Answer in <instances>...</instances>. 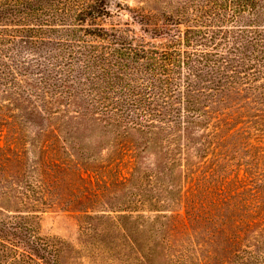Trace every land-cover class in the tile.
<instances>
[{
    "label": "trees",
    "instance_id": "16d2710c",
    "mask_svg": "<svg viewBox=\"0 0 264 264\" xmlns=\"http://www.w3.org/2000/svg\"><path fill=\"white\" fill-rule=\"evenodd\" d=\"M130 1L0 0V264H61L55 204L264 264V0Z\"/></svg>",
    "mask_w": 264,
    "mask_h": 264
},
{
    "label": "rangeland",
    "instance_id": "374dc122",
    "mask_svg": "<svg viewBox=\"0 0 264 264\" xmlns=\"http://www.w3.org/2000/svg\"><path fill=\"white\" fill-rule=\"evenodd\" d=\"M125 3L137 5L130 0H123ZM112 11L115 16L104 21L108 25H123L130 19L126 11H117L115 7H112ZM73 192L76 194L75 189ZM97 208L90 214H99V217L92 218L82 216L76 208H62L59 204L37 214L40 234L64 241L60 253L61 264H178L175 258L177 252L172 251L175 254L173 258L170 255L165 258L159 248H155L154 237L150 235L151 222L146 223L147 233L137 234L134 243L115 227L117 211H111L108 207ZM142 224L138 222V229H142L139 227ZM137 242L142 247L136 245Z\"/></svg>",
    "mask_w": 264,
    "mask_h": 264
}]
</instances>
